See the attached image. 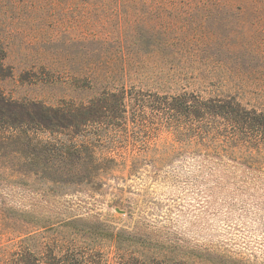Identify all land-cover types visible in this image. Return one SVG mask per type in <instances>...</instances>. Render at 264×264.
<instances>
[{"label":"rangeland","instance_id":"rangeland-1","mask_svg":"<svg viewBox=\"0 0 264 264\" xmlns=\"http://www.w3.org/2000/svg\"><path fill=\"white\" fill-rule=\"evenodd\" d=\"M0 44V264H264V132L162 98L264 114V0H0Z\"/></svg>","mask_w":264,"mask_h":264},{"label":"trees","instance_id":"trees-1","mask_svg":"<svg viewBox=\"0 0 264 264\" xmlns=\"http://www.w3.org/2000/svg\"><path fill=\"white\" fill-rule=\"evenodd\" d=\"M4 59V49L0 44V77L11 75L9 68L5 65ZM177 73H179V75L177 74L175 77H173V75L170 76L172 78L171 80L176 83H185L182 75H186L187 72ZM190 74V80L196 82L199 77V72L193 70ZM122 97H125V94L122 93ZM162 98L167 101L164 105H167V110L172 115L184 114L193 116L195 120L201 121L200 123H207L214 127L215 124L217 125V123H219L222 119L221 126L225 128V130H229V132L233 133V135H244L248 139L252 140V142H259L261 139L260 136L264 132V114L257 112L255 109H246L234 96L229 95L223 97L221 95H216L215 97L207 100H202L201 98H195L196 100H193L190 99L187 92H183L175 96H167L164 94ZM0 100L7 102L1 96ZM7 123L12 126L16 122H11V120H9ZM219 129H221V127H219ZM68 225H70V223H68ZM105 235L114 243H118L124 239L133 240V236H123L121 232L115 233L113 231H107ZM157 241L160 242L159 240ZM57 249L59 253H65L68 257H70L69 261L71 264H80V260L83 257V251H80L71 244L64 247L58 246Z\"/></svg>","mask_w":264,"mask_h":264}]
</instances>
